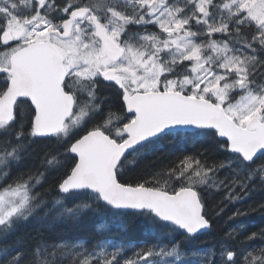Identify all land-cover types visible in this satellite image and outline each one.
I'll list each match as a JSON object with an SVG mask.
<instances>
[{"label": "snow or ice", "instance_id": "obj_1", "mask_svg": "<svg viewBox=\"0 0 264 264\" xmlns=\"http://www.w3.org/2000/svg\"><path fill=\"white\" fill-rule=\"evenodd\" d=\"M257 188L264 0H0V264H264Z\"/></svg>", "mask_w": 264, "mask_h": 264}, {"label": "trees", "instance_id": "obj_2", "mask_svg": "<svg viewBox=\"0 0 264 264\" xmlns=\"http://www.w3.org/2000/svg\"><path fill=\"white\" fill-rule=\"evenodd\" d=\"M189 147H191V145H189ZM136 174L137 173H129V176L132 177ZM54 196V192H49V199H52ZM221 200L222 195L220 194L210 198L208 208L210 213H214L217 210V206L220 204ZM261 200H264V190L257 188L250 193L245 201L235 204H227L223 213L219 217L213 215L212 218L215 222L213 229L207 235L203 236L198 244L202 247H207L213 243H218L226 230L230 229L231 227H235L240 223L246 225L250 231L264 227V216H262L260 213L250 214L244 217H236L232 220L229 219V216L232 215V212L235 209H246L250 204L257 203ZM98 222H106V218L90 215L79 225H54L52 229H49V231H52L54 235L67 239L79 238L87 240L93 235ZM113 238L118 241L124 240L129 243H137L143 242L144 240L148 239L149 236L145 230L139 226L133 225L126 236L121 237L120 235H114Z\"/></svg>", "mask_w": 264, "mask_h": 264}, {"label": "bare ground", "instance_id": "obj_3", "mask_svg": "<svg viewBox=\"0 0 264 264\" xmlns=\"http://www.w3.org/2000/svg\"><path fill=\"white\" fill-rule=\"evenodd\" d=\"M247 207V206H246ZM220 223V222H219ZM214 244V243H213Z\"/></svg>", "mask_w": 264, "mask_h": 264}]
</instances>
